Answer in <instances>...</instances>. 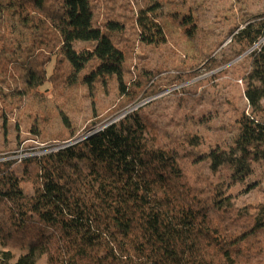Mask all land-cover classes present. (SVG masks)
Masks as SVG:
<instances>
[{
  "label": "trees",
  "instance_id": "16d2710c",
  "mask_svg": "<svg viewBox=\"0 0 264 264\" xmlns=\"http://www.w3.org/2000/svg\"><path fill=\"white\" fill-rule=\"evenodd\" d=\"M125 3L0 0V139L17 123L43 137L42 148L56 147L20 161L0 147V264H264V13L228 31L231 57L243 55L250 78L229 135L207 143L206 111L185 114L174 128L144 104L55 145L78 130L55 90L114 84L118 108H127L161 90L155 71H137L131 84L126 78L137 47L183 53L185 65L205 61L213 47L208 26L190 12H165L149 0L135 2L130 16ZM191 67L173 75L175 83L203 72ZM46 84L51 96L41 90ZM242 186L260 199L239 204L234 191Z\"/></svg>",
  "mask_w": 264,
  "mask_h": 264
},
{
  "label": "rangeland",
  "instance_id": "374dc122",
  "mask_svg": "<svg viewBox=\"0 0 264 264\" xmlns=\"http://www.w3.org/2000/svg\"><path fill=\"white\" fill-rule=\"evenodd\" d=\"M125 1H129L130 4L128 7L125 3L124 11L132 16V13L137 9L135 2L146 3L149 0ZM160 1L164 3L165 12L172 11L173 8L190 12L199 26H208L209 31L212 33L210 39L213 42V47L207 49L206 55L203 56L206 60L201 59L199 62H189L188 65H185L182 60H187V58L183 53L179 57L171 52L163 54L160 47H147L144 45L137 47L135 53L132 52L127 57L126 78L129 79L131 84L130 76L135 77L137 71H155L157 75L154 80L159 84L161 90L156 94H151L148 98L127 106L128 109L123 106L118 108L123 100L114 84L104 90L98 85L91 93H87L86 90L80 87L70 90L69 93L55 90L53 95L61 100L67 117L78 129L74 136L61 140L55 145L61 144L62 141H68L67 144L71 143L72 140L78 141L84 134L92 131L93 128L100 129L111 122L119 120L125 114L137 110L144 104H146L144 110H149V113L158 122L174 128L184 122L183 116L185 114L200 115L206 111L209 116L206 125L201 127V133L205 136L207 143L216 137L229 135L228 128L230 124L237 112L244 108L246 104L243 91L250 84V78L245 75L247 67L239 64V59L243 55L231 57L234 55L231 51H234L236 46L230 40L228 31L234 26H243L244 21L252 14H263L264 0ZM130 7L132 10H130ZM107 11H109V14H111L110 12H117V5L115 4L113 7L109 5ZM175 11L176 13L179 12ZM167 20L168 22L171 21L169 17H167ZM221 58L224 61L229 59L226 64H220L214 70L204 71L210 64H218ZM179 64L183 65V70L176 68ZM190 64L203 72L195 78H189L184 83H175L172 76L178 73L190 74L189 72L192 70V67L189 68ZM229 66L232 67L227 69ZM51 69L52 66L50 65L47 69L49 74ZM188 86L190 87L188 88ZM186 87L188 91H181L182 88ZM41 90L46 96H51L53 91L50 84L44 85ZM150 102L152 103L149 104ZM10 122L13 123L14 118L10 121L7 120V125ZM16 124L14 123L9 127L5 139H0V147L13 148L15 154L11 158L20 161L22 157L56 149V147L42 148L44 147L41 144L44 141L43 137L34 136L28 131V125L18 124L16 127ZM22 185L25 191L32 190L30 183L23 181ZM234 192H238L236 199L239 204L254 203L260 199L259 193H251L246 186L237 187ZM39 264H46L45 260H41Z\"/></svg>",
  "mask_w": 264,
  "mask_h": 264
}]
</instances>
